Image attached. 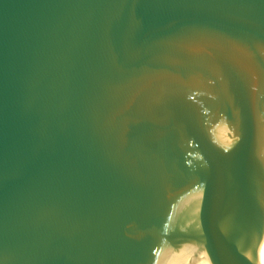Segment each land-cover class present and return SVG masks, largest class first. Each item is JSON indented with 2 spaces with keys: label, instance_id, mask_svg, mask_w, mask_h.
<instances>
[{
  "label": "water",
  "instance_id": "obj_1",
  "mask_svg": "<svg viewBox=\"0 0 264 264\" xmlns=\"http://www.w3.org/2000/svg\"><path fill=\"white\" fill-rule=\"evenodd\" d=\"M264 0H0V264L264 259Z\"/></svg>",
  "mask_w": 264,
  "mask_h": 264
},
{
  "label": "bare ground",
  "instance_id": "obj_2",
  "mask_svg": "<svg viewBox=\"0 0 264 264\" xmlns=\"http://www.w3.org/2000/svg\"><path fill=\"white\" fill-rule=\"evenodd\" d=\"M260 144H261L263 154H264V137L260 139ZM259 264H264V259Z\"/></svg>",
  "mask_w": 264,
  "mask_h": 264
}]
</instances>
